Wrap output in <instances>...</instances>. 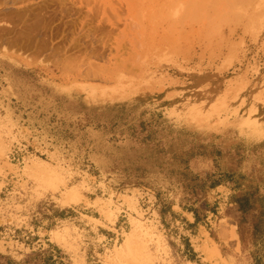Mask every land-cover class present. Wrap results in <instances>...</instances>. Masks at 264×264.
Here are the masks:
<instances>
[{"label":"rangeland","instance_id":"1","mask_svg":"<svg viewBox=\"0 0 264 264\" xmlns=\"http://www.w3.org/2000/svg\"><path fill=\"white\" fill-rule=\"evenodd\" d=\"M261 137L264 0H0L1 254L264 264L223 187Z\"/></svg>","mask_w":264,"mask_h":264},{"label":"crops","instance_id":"2","mask_svg":"<svg viewBox=\"0 0 264 264\" xmlns=\"http://www.w3.org/2000/svg\"><path fill=\"white\" fill-rule=\"evenodd\" d=\"M264 137H261L259 139H256L255 141H259V140H263ZM249 162V161H248ZM255 163V168L258 167L257 166V162L258 161H254ZM263 164H261V167L264 168V162H262ZM247 164V162H244V165ZM248 170V171H246ZM263 176L264 175V170H262L261 172L256 169L253 170V172H251L248 167H240V169H227V171L224 173L223 175V183H224V189H225V198L224 200H227L228 202L225 204V210L230 211L227 208H233V210H235L236 213L239 214V216H247V215H255L260 212L261 210V215L262 217H259V219H263L264 217V179H260V181L257 179H254L256 176ZM221 185L223 184H218L216 186L217 187H222ZM218 191V190H217ZM245 197L250 198V200H253L254 197H262V207L261 209H259L257 207V205H255V207H251V208H247L244 205L243 199ZM86 218H88V220H96L90 216H85ZM226 220L232 222V227H237L238 223H240V221H236L233 218H230V216H226L225 218ZM240 219H244L243 217ZM94 221H86V223L88 225H90V227L94 225V223H92ZM262 222H264V220H262ZM234 255H236L235 251L233 250L232 252L228 253L226 252V255L223 258V260L225 262L228 261H233V257ZM70 264H75L74 262H70Z\"/></svg>","mask_w":264,"mask_h":264},{"label":"trees","instance_id":"3","mask_svg":"<svg viewBox=\"0 0 264 264\" xmlns=\"http://www.w3.org/2000/svg\"><path fill=\"white\" fill-rule=\"evenodd\" d=\"M192 128H194V130L196 131L195 127H192ZM200 134L201 132L196 135V137L199 139L201 138ZM205 135L209 138L208 144H212V138L215 137L214 133L210 132V133H206ZM233 137L234 138H232L231 140L234 142L245 140L244 136L236 134V133L233 134ZM235 137H237L236 138L237 140H235ZM248 145L250 146V149L253 152H256V151L263 152V154L260 156L259 163L261 164L262 162H264V139L259 140V141L250 142L248 143ZM242 202H244V205L247 208L255 207V205H257V207L261 209L263 200H262V197H259V198L254 197L253 200H250V198L245 197ZM259 215H261V210L257 216L258 218L262 217ZM194 222L196 223L198 222V219L196 216H194ZM54 250L56 251V253H59V250L57 248H55ZM0 264H66V263L56 260L54 258V255L52 254V251L48 249V250L40 251V252H33L29 254L26 257V259L21 260V261H15L11 257L0 253Z\"/></svg>","mask_w":264,"mask_h":264},{"label":"bare ground","instance_id":"4","mask_svg":"<svg viewBox=\"0 0 264 264\" xmlns=\"http://www.w3.org/2000/svg\"><path fill=\"white\" fill-rule=\"evenodd\" d=\"M234 229V227H233ZM233 229H232V225L230 226H224L222 228V235L225 239H228L229 241H234L235 239V234L233 232ZM237 241V240H236ZM235 242V241H234ZM233 243V242H232ZM129 246V241L127 242L126 244V248ZM165 248V247H163ZM215 250V249H214ZM218 254V253H217ZM148 256H150L149 254H147Z\"/></svg>","mask_w":264,"mask_h":264}]
</instances>
